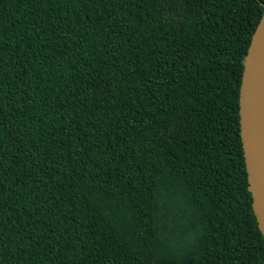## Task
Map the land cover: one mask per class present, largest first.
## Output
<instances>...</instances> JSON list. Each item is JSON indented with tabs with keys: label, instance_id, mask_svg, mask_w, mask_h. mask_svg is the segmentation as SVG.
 <instances>
[{
	"label": "trees",
	"instance_id": "16d2710c",
	"mask_svg": "<svg viewBox=\"0 0 264 264\" xmlns=\"http://www.w3.org/2000/svg\"><path fill=\"white\" fill-rule=\"evenodd\" d=\"M264 0H0V264H264L239 89Z\"/></svg>",
	"mask_w": 264,
	"mask_h": 264
},
{
	"label": "water",
	"instance_id": "95a60500",
	"mask_svg": "<svg viewBox=\"0 0 264 264\" xmlns=\"http://www.w3.org/2000/svg\"><path fill=\"white\" fill-rule=\"evenodd\" d=\"M239 115L253 210L264 239V9L244 58Z\"/></svg>",
	"mask_w": 264,
	"mask_h": 264
}]
</instances>
